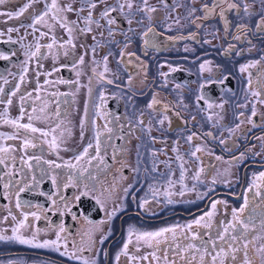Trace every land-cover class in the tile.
Segmentation results:
<instances>
[{"label": "flooded vegetation", "instance_id": "af4514ba", "mask_svg": "<svg viewBox=\"0 0 264 264\" xmlns=\"http://www.w3.org/2000/svg\"><path fill=\"white\" fill-rule=\"evenodd\" d=\"M13 1L0 5V11L15 12L24 4V0H15L18 5L12 6ZM111 1L108 0L110 6H116V1ZM248 2L252 4V11L260 12L259 0ZM204 3L211 5L212 0H196L194 4L190 0H167L168 7L157 0L151 2V6L157 8L151 14L152 20L135 10V20L131 25L127 23L129 16L126 18L117 10L112 13L116 17V23L111 26L112 36L108 35L106 21L101 19L102 27L98 32L82 35V39L86 40L87 53L91 55L90 50L100 45L96 47L98 58L92 56L99 68H104L103 58L108 57V71H104L106 75L103 76L93 71L95 63L92 57L87 73L77 76L80 73L78 59L86 50L67 44L68 37L58 38L55 28L39 39L40 51L32 56L31 53L36 52L39 32L33 34L27 25L31 23L29 17L34 10L29 8L18 19L8 20L0 16V32H3L0 35V56L8 57L0 58V88L4 89L0 100L6 101L15 86L20 84V90L11 96V106L0 103V113L8 108L10 118L18 117L20 97L25 95V115L21 123H29V114L42 115L40 120L34 119L31 123L49 132L56 129L55 133L45 137L38 132L16 129L0 120V134L15 137L6 139L0 136V147L11 149L0 153L5 158V163L0 166V235L12 236V228L23 219L22 213L29 214V226L20 229L19 233L24 238L31 239L38 228L37 242L55 240L60 225L65 229L61 233L59 251L36 248L14 240H0V264H81L80 260L61 254L65 251H75L77 256L95 259L97 264H165L162 258L165 252L170 259L176 258L175 245L181 242L180 238L176 241L169 238L167 243H161L159 249L140 245L137 252L133 236L130 255L143 257L155 252L161 259L155 261L149 255L148 260L130 262L128 257L121 256L117 262L115 257L127 240L128 229L155 231L187 224L207 212L213 201H225L226 206H217L215 225L221 220L220 211L240 208L245 195L249 198L246 210L264 211V194L257 196L255 189L248 191L254 174L264 171V104L251 95V91L264 93V32L255 29L258 16L241 20L243 13L233 10L226 13L229 30L225 33L224 23L218 15L220 8L215 9L216 14L212 18L191 23L195 17L203 16L199 9ZM36 5L37 13L43 10V0ZM80 6V0H77L75 7ZM103 7L98 5L95 18H99ZM192 7L198 11L189 17ZM46 19L54 23L50 16ZM177 19L180 21L178 24L175 23ZM141 20L142 23L137 22ZM238 23L248 24L251 30L241 34L236 28ZM21 24L25 26L21 27ZM10 27L19 28V31L8 33ZM37 27L48 32L47 28ZM149 27L154 31L149 33L147 39L150 43L145 46L142 33ZM129 28L135 31H129ZM53 34L57 44L48 49L45 45L51 43ZM235 35H241V39H233ZM60 43H63V48L59 47ZM126 43L128 47L124 48ZM229 45L233 47L229 49ZM122 49L126 53L123 57L120 55ZM238 52L241 54L237 55ZM254 61L260 63L248 70L252 74V88L249 90L248 72L241 73L239 68ZM201 64L205 65L204 71H201ZM111 67L115 76L111 75ZM161 72L168 75L163 77ZM22 74L23 83L20 82ZM110 76L118 79L109 83ZM46 80L49 83H45ZM60 80L68 83H57ZM37 84L40 86V99H36ZM29 92L31 96L26 95ZM201 96L204 99H198ZM153 97L159 103L149 109L148 104ZM209 103L213 105L210 109ZM253 103L257 114L249 123ZM219 104H223V108L216 106ZM86 105L87 119L81 138L80 122L85 116ZM45 106L46 111L41 114L39 109ZM32 107L37 108L36 113L31 112ZM240 113L244 115L239 116ZM165 115L168 119L163 125L158 124L157 121ZM96 131L101 133L100 155L107 161V166L101 164L97 173L95 162L99 163V160L88 162L95 156ZM193 133V140L188 142L187 137ZM53 135L58 145L55 151L50 147ZM25 139L35 146L23 149ZM89 142L93 144L89 156L77 162L76 157ZM197 146L203 149L197 153L199 159L191 155ZM174 148L178 151H173ZM177 155L183 160L178 161ZM48 161L61 167L55 168ZM66 161L78 166L65 167ZM181 162L185 168L183 184L186 188H182L180 183ZM197 171H200V176L194 180ZM96 174L108 178L103 184L104 190L95 184ZM5 184L9 187L5 188ZM21 188L24 191H19ZM85 191L88 195H81ZM101 191L107 194L105 204H98L95 197ZM181 191L183 195H180ZM165 193L171 195L166 196ZM77 196L80 197L78 200L75 199ZM145 200L148 203L140 207ZM17 201L20 208L16 207ZM117 206L119 210L109 219L108 213ZM33 212L40 216L39 220L31 216ZM12 215L17 217V221L11 218ZM6 216L7 221L4 220ZM102 221L104 223L101 224ZM199 231L207 240L206 229ZM87 233L92 234L96 244L91 251L80 253L77 249L89 246ZM102 236H107L103 244L99 243ZM177 264L184 262L177 260Z\"/></svg>", "mask_w": 264, "mask_h": 264}, {"label": "snow or ice", "instance_id": "6c2138e0", "mask_svg": "<svg viewBox=\"0 0 264 264\" xmlns=\"http://www.w3.org/2000/svg\"><path fill=\"white\" fill-rule=\"evenodd\" d=\"M9 2V0H0V5H4L5 3ZM42 0H28V3H24L23 6L15 12L12 11H0V16H5L7 17L8 20L14 19V18H20L23 16L27 10L32 6L34 3H41ZM196 0H190V3L194 4ZM75 0H64L63 3H61V0H50V3L48 0H43V10L39 11L38 13H34L30 15L31 23L27 25L28 28L32 29V33L35 34L39 32V37H37V45H36V52L31 53L32 56H36L39 51H40V44H39V39L47 36L49 32H53L55 25L59 24L60 28L64 29L67 34H68V40L66 41L67 44L72 45V47H75V44H73V32H79L81 35H87L93 31L91 25L95 24L98 28L102 27L100 24V20L103 19L106 21V24L108 25V35L112 36L113 35V29L112 25L116 23V17L112 16L113 12H116L119 10V12L124 15L126 18L132 13V10L135 6L136 12L143 13L147 16L148 20H152V13L157 11L156 7H153L149 4V0H140L139 5H134V0H116V6H109L107 0H80L81 6L80 7H74ZM161 3L164 4L165 7H168L167 0H161ZM259 3L261 5V9L259 13H256L252 11V4L248 2V0H240L239 3L236 2V0H212L211 5L208 3H204L199 11L203 13V16L201 17H195L194 19L191 20V23H195L196 20L199 19H210L212 18L216 13L215 9L220 8V12L218 13L219 18L223 21L224 23V31L225 33L228 32L229 30V21L226 17V13L235 10L237 13L242 12L243 15L240 16L241 20H244L245 18H251L253 16H258V20L255 23V29L257 32H264V0H259ZM98 5H103V10L99 14V18H95L93 15V11L98 7ZM226 5V8L223 7ZM125 9L128 10V12H125ZM198 11L197 8L192 7L189 11V17H193L194 14ZM86 15H81L82 13H85ZM64 13L65 15H61ZM67 13H72L75 14L77 19L76 20H69L68 16L66 15ZM51 17V20L54 23H49L48 22V17ZM82 21L84 24V27H79V22ZM7 22V21H5ZM138 23H142L143 21H137ZM179 19L175 21V23H179ZM127 23L131 25L133 23L132 19H127ZM37 25H40L41 27L47 28L48 32L40 31V29L37 27ZM25 25L21 24V27H24ZM197 27H201V25H197ZM237 31L240 32L241 34L246 33L247 31H250L248 24L246 23H238L236 25ZM8 33H11L13 31H19V28H8L7 29ZM129 31H135L132 28H129ZM154 31L153 28L149 27L145 32L142 33V37L144 38L143 43L145 46H147L150 41L147 39L149 36V33H152ZM0 35H3V32H0ZM103 35V33H101ZM125 36L127 38V34L125 33ZM93 40L95 41L96 37L93 35ZM51 43H48L45 45L46 48L52 49L54 45L57 44V38L53 34L51 37ZM235 40H240L241 35H235L233 37ZM208 42V41H206ZM130 43V41H129ZM249 43H251L249 41ZM63 43L59 44L60 48H63ZM100 45H96L98 47ZM96 47L92 48V52L95 53ZM128 44L126 43L124 45V48H127ZM233 46L229 45V49H231ZM126 53L122 49L120 52V55L123 57ZM241 53H237V55H240ZM129 56H134L135 53H127ZM0 58L3 59H8L6 56H0ZM104 71L107 72V60L108 57L105 56L104 58ZM264 59V57H262ZM84 62V57L83 55L79 58V63L83 64ZM95 63V60L93 61ZM260 61H254L250 62L248 64H242L239 68V71L241 73L248 72L250 68L256 67ZM201 71L205 70V65L201 64ZM58 71L59 69H54ZM171 71H176L174 68H170ZM93 71H95L93 69ZM27 72V68L24 69V73ZM46 75H51V73H47ZM80 73H77V76H79ZM161 76L166 77L168 73L161 72ZM101 76H103V73H101ZM252 74L251 72H248V81H247V87L249 90L252 88ZM20 82H24V75L22 74L20 77ZM111 83L112 81H108ZM5 83H8L7 80H5ZM45 83H49V81H45ZM57 83H68L67 81H57ZM78 83V81L76 82ZM179 87V86H177ZM203 87V85H201ZM20 90V84L18 83L15 86V90L10 93L9 98L6 101L0 100V103H6V105L11 106L12 105V99L11 96H15L16 93ZM37 92L36 99H40L39 96V91H40V86L37 84V87L35 89ZM4 92L3 88H0V94ZM27 96H31L32 93H27ZM55 95V94H53ZM251 95L256 98V100L260 104H264V93L261 91H251ZM101 99H103V94L101 95ZM198 99H204L203 96L198 97ZM20 105H19V116L16 117L15 119H12L9 117L8 114V108H5L3 113H0V120L4 124H9L12 125L16 129H24L26 131H30L32 133H40L42 136H49L52 133H55L56 129L53 128L51 129V132L37 128L35 127L31 121L35 120H40L42 118V115H28V121L29 123H21V121L24 119L25 115V107H24V101H25V95H21L20 97ZM159 103V101L156 100L155 97H153L152 101L148 104V108L152 109L154 105ZM207 103V101H206ZM219 108H223V104L216 105ZM246 106V105H245ZM212 104H208V108H212ZM165 110H167V106H165ZM46 111V106L41 107L39 109V112L41 114H44ZM32 113L37 112V108L32 107L31 109ZM100 113L97 112V115ZM256 107L255 103H253L252 106V111H251V116L249 117V123H252L251 117L256 116ZM57 116H59V112L57 111L56 113ZM243 113H240L239 116H243ZM239 119V117H237ZM87 119V105L85 106V116L84 118L81 119L80 125H81V138H83V128L86 123ZM168 117L165 115L163 119H160L157 121L158 124L163 125L164 121L167 120ZM208 119L211 120L212 117L211 115L208 116ZM140 123L142 124L143 121L141 120ZM93 126L96 127L95 121H93ZM59 127V124L57 125ZM107 128V125H105ZM239 127V125H237ZM109 132H111V129H108ZM150 132L151 129H148ZM208 135H211V133H208ZM0 136H4L6 139H14V136L7 135V134H0ZM100 136L101 133L99 131H96L95 133V139H96V144H95V156H92L89 159V163H91V159H99L101 163H104V158L100 155L101 151V146H100ZM195 134L193 133L192 135H189L187 137V141L191 142L193 140V137ZM221 143H224L222 140ZM29 146H35L34 144L31 143L30 140L25 139L22 142V147L23 149H27ZM50 147L55 151L56 148L58 147L56 143V137L55 135L52 136V141L50 143ZM93 148V144L89 142L86 147H84L83 151L76 157L77 162L82 160L84 157L89 156V149ZM10 147H0V153H7L10 151ZM173 151H178V149L174 148ZM203 149L200 146H197L194 151L191 152V155L193 157H197V153L202 152ZM243 155V154H242ZM115 158V157H113ZM176 159L178 161H182L183 158L177 155ZM217 159H220V157H217ZM5 163V158L3 156H0V165ZM50 165L54 166L55 168L61 167L59 164H55L52 161H48ZM31 167V165H28ZM65 167L68 168H75L78 165L77 164H72L70 161H66L64 164ZM180 167V183L182 185V188H186V185L183 184V181L185 179V168H184V163L181 162L179 164ZM202 171V169L200 170ZM200 171H197L196 174L193 176L194 180H198L200 176ZM2 179V177H0ZM215 179L213 180V183H215ZM56 181L53 178V184H55ZM171 184L172 182L169 181ZM5 188H8L9 185L5 184ZM87 187V186H86ZM255 189V195L260 196L264 194V171L254 174L253 179L251 184L249 185L248 191L251 192ZM19 191H24L23 188L19 189ZM125 192H127V189H125ZM184 192L181 191L180 195H183ZM81 195L87 196L88 192H82ZM166 196L171 195V193H165ZM80 197L77 196L75 199H79ZM169 203L172 201L169 200ZM56 201H53V204H55ZM97 203H101L99 199H97ZM148 203L147 200L143 201L140 205V207H145V205ZM218 205H225V201H213L211 203V207L207 212H204L202 215L199 217L195 218L191 222L187 224H176V225H171L167 227H162L158 230L155 231H137L135 228L130 227L128 229V235H127V240L123 244V247L121 251L116 255L115 259L117 262H119L121 256H126L128 257V260L131 261H137L139 259L143 260H148L149 255L151 256L152 260L159 261L161 257L157 256L155 252H152L148 255H145L143 257H136L134 255H130L129 253V246L133 244V236H135V251H140V245H143L147 248H156L159 249L161 243H167L169 238H171L173 241H176L178 238H180L181 242L177 243L175 245L176 252H175V257L173 259H170L167 252L164 253L163 255V260L165 261V264H177V260L183 261L184 264H233V262L236 261V254L241 251L240 247H234L233 245L236 244L237 242L246 239V234L249 230V223L251 222V219L249 218V223H245L244 220L241 219L242 215L244 214L245 210L248 208L249 205V198L247 195L244 197V203L241 205L239 209L237 208H232L231 209V220L225 222L223 220L220 221V226L221 230L217 231L216 236L213 237L210 234H208V239L205 240L204 237L200 233V229H212L213 228V220L214 217L217 215V206ZM17 208H20L21 205L19 201H17L16 204ZM67 210V206L66 209ZM119 210V206L114 208L112 212L108 213L109 219L116 214V212ZM9 215H11V210L9 209ZM23 219L17 221V217L12 215L11 218L14 221H17L15 227L12 228V233L13 235L10 237L0 235V240H14L18 241L20 244H29L32 245L33 247L36 248H53L56 251H59L60 249V240H61V233L65 231L63 225H60L59 231L56 234V239L55 240H45L43 242H37V236L40 232V229H35L33 232V236L31 239L24 238L21 236L20 229L28 227V218L29 214L27 213H22ZM31 216L34 217L36 220L40 219V216L33 212L31 213ZM8 217L6 216L4 218L5 221H7ZM104 223L103 221L101 224ZM262 224H264V221H262ZM241 226L242 232L240 235L233 234L237 230V226ZM195 229V230H194ZM207 234V233H206ZM88 236V247H80L77 249L80 253H83L84 251H91L92 248L95 246L96 241L93 239L91 233H87ZM107 239V236H102L99 243L103 244L104 241ZM183 241H187V243H183ZM199 241V243H197ZM217 241H221L223 243L218 244ZM83 243V241H82ZM225 244L227 247H225ZM64 247L67 248V244H64ZM75 248V244L73 245ZM243 250H244V258L242 260V264H255V257H249L248 254V244L245 243L243 244ZM258 253H264V245H261L259 249H257ZM62 255H70L71 258L77 259L81 261V264H97V261L95 259L89 260L87 258H84L83 256H77L75 251L72 253H69L67 251L61 253Z\"/></svg>", "mask_w": 264, "mask_h": 264}, {"label": "rangeland", "instance_id": "374dc122", "mask_svg": "<svg viewBox=\"0 0 264 264\" xmlns=\"http://www.w3.org/2000/svg\"><path fill=\"white\" fill-rule=\"evenodd\" d=\"M139 1L140 0H134V5H139ZM155 1H157V0H149V4L151 5V2L154 3ZM26 2H28V0H24V3H26ZM63 2H64V0H61V3H63ZM107 2H108V0H107ZM35 4H37V3L32 4L30 9L32 11L34 10V13H37L38 7H37V5L35 6ZM16 5H18L17 1L14 0L12 3V6H16ZM75 5H77V0H75L74 7H75ZM108 5L110 6V2H108ZM97 10H98V8H96L93 11V15ZM135 10L136 9L134 6L132 13L129 15V17L127 19L135 20V18H134ZM126 12H128L127 9H126ZM61 15H65V14L62 13ZM66 15L68 16L69 20H76L77 19L75 14L67 13ZM79 27H81V28L84 27V24L82 21L79 22ZM91 27H92L93 31L89 34H93L94 32L95 33L98 32L99 28L95 24H92ZM55 31H57L56 34H58L57 35L58 38H61V39L64 38L65 39L66 37H68L67 32L64 29L60 28L59 24H56ZM96 36L98 37V34ZM82 38L83 37L79 32H76V31L73 32V41L75 42V47L77 49L83 48L84 50H86V52L83 54V57H84L83 64L79 63V59H78L80 74H86L88 71L87 65H89L90 58L93 56L95 59H97L98 58V50L96 49L95 53H93L92 50H90L92 55L90 53H87L88 44H87L86 40H84ZM93 57H92V59H93ZM81 68H84V69H81ZM94 70L96 73L98 72L100 75H101V73H103V75H106L104 73V68L103 67L99 68V64L96 61L94 64ZM113 71L114 70L111 67L110 68L111 75L115 76V72H113ZM110 78H111V76H110ZM116 79H118V78L113 77V78H111V81H115ZM118 129H119V127H118ZM96 160H99V159H96ZM101 164L107 166V161L105 160V158H104V163H101L100 160H99V163L95 162L96 173L99 172L98 168L100 167ZM106 179L108 180L107 177H106ZM106 179L103 177V175L98 176L96 174L95 175V184H97L98 186H101L100 189L104 190L103 184H104V182H106ZM106 196H107V194H104L103 191L95 194V197L97 199H99L101 203H104V204L106 203V200H107ZM237 209H239V208H237ZM220 214H221V220H223L225 222L231 220V210L224 208L223 210L220 211ZM249 218L251 219L250 223H249ZM241 219L244 220L245 223H249V230L246 234V239H243V240H241V241H239L233 245L234 247H240L241 248V251L236 254V261L233 262V264H242V260L244 258L243 244H245V243L248 244L249 257H255V264H264V253H258L257 252V249H259L261 245H264V224H262V221H264V211L258 212L256 210H245ZM220 221H217V223L213 226L212 229H206L207 235L210 234L213 237L216 236L217 231L221 230ZM212 231H213V234L211 233ZM242 231L243 230H242L241 226L238 225L236 232L233 234L240 235ZM220 243H223V242L220 241ZM225 247H227L226 244H225Z\"/></svg>", "mask_w": 264, "mask_h": 264}, {"label": "water", "instance_id": "95a60500", "mask_svg": "<svg viewBox=\"0 0 264 264\" xmlns=\"http://www.w3.org/2000/svg\"><path fill=\"white\" fill-rule=\"evenodd\" d=\"M113 104H114V103H113ZM113 104H112V105H113ZM0 166H1V165H0ZM0 176H1V171H0ZM0 189H1V184H0Z\"/></svg>", "mask_w": 264, "mask_h": 264}]
</instances>
